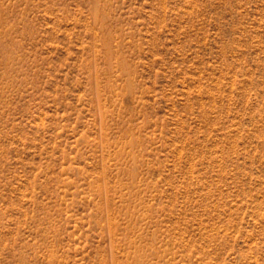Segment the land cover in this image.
<instances>
[{
    "label": "rangeland",
    "instance_id": "obj_1",
    "mask_svg": "<svg viewBox=\"0 0 264 264\" xmlns=\"http://www.w3.org/2000/svg\"><path fill=\"white\" fill-rule=\"evenodd\" d=\"M0 264H264V0H0Z\"/></svg>",
    "mask_w": 264,
    "mask_h": 264
}]
</instances>
